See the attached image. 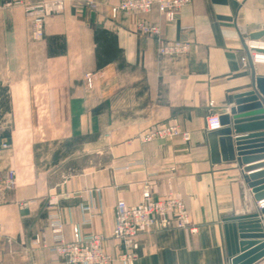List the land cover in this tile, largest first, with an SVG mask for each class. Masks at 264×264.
Wrapping results in <instances>:
<instances>
[{"label": "crops", "instance_id": "crops-1", "mask_svg": "<svg viewBox=\"0 0 264 264\" xmlns=\"http://www.w3.org/2000/svg\"><path fill=\"white\" fill-rule=\"evenodd\" d=\"M44 1L0 0V175L16 172L14 188L0 180V264H54L51 215L65 241L75 226L101 234L110 264H122L115 205L139 203L144 190L182 200L194 230L139 235L132 264H229L224 217L249 210L251 193L234 162H211L206 118L251 89L241 38L264 53V36L249 38L264 31V0H190L171 22L156 6L113 17L119 0H63L35 40L24 7ZM139 21L159 37L137 31ZM172 40L189 51L159 55ZM166 124L188 137L141 139Z\"/></svg>", "mask_w": 264, "mask_h": 264}, {"label": "built area", "instance_id": "built-area-1", "mask_svg": "<svg viewBox=\"0 0 264 264\" xmlns=\"http://www.w3.org/2000/svg\"><path fill=\"white\" fill-rule=\"evenodd\" d=\"M190 0H119L111 7V15L116 16L119 12L144 13L156 6L158 11L164 15L166 21L175 19L179 9L187 5ZM63 0H50L35 4H27L24 7L26 15L30 18V29L32 38L40 40L44 35L46 18L63 8ZM137 31L157 38L160 35V28L157 25L148 24L143 21L137 23ZM249 52L254 45L247 44ZM190 49L187 40H172L160 42L157 52L162 56H176L186 54ZM252 62L264 63V53L252 55ZM247 61V57H244ZM84 81L87 87L93 84V74H84ZM220 128L218 115H209L206 118V130L212 131ZM182 135L188 137L186 132H181L176 125H159L140 135L143 141L164 140L173 136ZM9 144L2 142L1 147L6 148ZM0 180L6 189H12L16 185V172L8 169ZM264 207V198L257 201V208ZM89 210V207H84ZM85 219L83 224L88 223ZM49 224L52 231L54 253L52 262L54 264H109L111 257L103 250L104 238L101 234H82L78 226L73 229L74 238L65 241L62 233L61 220L51 215ZM189 224L188 212L182 200L172 197L154 198L148 190L142 193V199L137 204L129 205L123 200H118L115 205V216L113 221L112 236L121 247L118 259L122 264H132L137 257L138 236L141 233L150 232L155 229H163L169 226L185 227ZM194 230V229H192Z\"/></svg>", "mask_w": 264, "mask_h": 264}, {"label": "water", "instance_id": "water-1", "mask_svg": "<svg viewBox=\"0 0 264 264\" xmlns=\"http://www.w3.org/2000/svg\"><path fill=\"white\" fill-rule=\"evenodd\" d=\"M264 31L249 35L251 40ZM242 39L251 76V89L235 96L234 105L218 116L220 128L208 131L212 163L234 162L241 168V178L255 201L264 198V74L256 75L247 44ZM253 50V49H251ZM231 128L236 137L231 138ZM251 200V199H250ZM251 203V202H250ZM264 207L252 206L224 217L229 264H264Z\"/></svg>", "mask_w": 264, "mask_h": 264}, {"label": "rangeland", "instance_id": "rangeland-1", "mask_svg": "<svg viewBox=\"0 0 264 264\" xmlns=\"http://www.w3.org/2000/svg\"><path fill=\"white\" fill-rule=\"evenodd\" d=\"M178 129H179V127H177ZM180 130V129H179ZM181 131V130H180ZM181 132H184V131H181ZM179 135V134H178ZM174 137V136H173ZM251 199V200H250ZM250 199L248 198V197H246V204H247V207L248 208H250L251 206L253 207V208H255L256 210H258V208H257V201H255V200H253L252 198H251V195H250ZM252 201V203H250ZM114 216H115V211H114ZM113 221H114V219H113ZM172 226H174V225H172ZM169 227H171V226H169ZM185 227H188L191 231H192V229H194V228H192V227H190V225L188 224L187 226H185ZM168 228V227H167ZM153 231V230H152ZM151 232V231H150ZM145 233H147V232H145ZM141 234H143V233H141ZM141 234H139V235H141ZM139 237V236H138ZM120 252H121V247H120ZM119 252V253H120ZM137 252H138V249H137ZM106 254V253H105ZM119 255V254H118ZM138 255V254H137ZM118 258V257H117ZM119 260V259H118ZM120 261V260H119ZM112 262V258H111V260H110V262H109V264ZM121 262V261H120ZM122 263V262H121Z\"/></svg>", "mask_w": 264, "mask_h": 264}]
</instances>
